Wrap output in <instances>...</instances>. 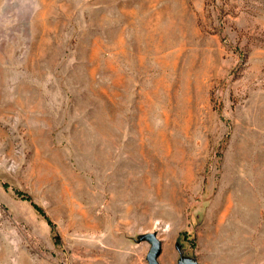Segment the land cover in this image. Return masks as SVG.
Masks as SVG:
<instances>
[{
  "label": "rangeland",
  "instance_id": "obj_1",
  "mask_svg": "<svg viewBox=\"0 0 264 264\" xmlns=\"http://www.w3.org/2000/svg\"><path fill=\"white\" fill-rule=\"evenodd\" d=\"M149 232L264 264V0H0V264H148Z\"/></svg>",
  "mask_w": 264,
  "mask_h": 264
},
{
  "label": "water",
  "instance_id": "obj_2",
  "mask_svg": "<svg viewBox=\"0 0 264 264\" xmlns=\"http://www.w3.org/2000/svg\"><path fill=\"white\" fill-rule=\"evenodd\" d=\"M144 237L150 242L151 246L147 253L146 259L148 264H159L158 256L161 253L162 242L156 236L154 232H149L144 235ZM178 264H197L191 259L183 260Z\"/></svg>",
  "mask_w": 264,
  "mask_h": 264
},
{
  "label": "trees",
  "instance_id": "obj_3",
  "mask_svg": "<svg viewBox=\"0 0 264 264\" xmlns=\"http://www.w3.org/2000/svg\"><path fill=\"white\" fill-rule=\"evenodd\" d=\"M35 208H36L37 210H39V211L44 215V217L48 220V218L45 216L44 212H42V210H41V208H39V206L35 205ZM48 221H49V220H48ZM49 222H50V221H49Z\"/></svg>",
  "mask_w": 264,
  "mask_h": 264
}]
</instances>
